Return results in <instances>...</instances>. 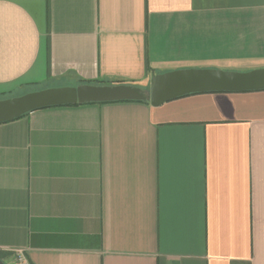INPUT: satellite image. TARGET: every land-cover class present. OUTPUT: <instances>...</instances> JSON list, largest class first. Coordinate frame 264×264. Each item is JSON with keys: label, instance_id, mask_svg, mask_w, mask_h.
Instances as JSON below:
<instances>
[{"label": "crops", "instance_id": "0c3cea01", "mask_svg": "<svg viewBox=\"0 0 264 264\" xmlns=\"http://www.w3.org/2000/svg\"><path fill=\"white\" fill-rule=\"evenodd\" d=\"M203 39L222 58L202 60ZM194 55L202 68L263 67L264 0H0V99L147 87ZM14 248L30 264H264V89L0 122L5 264Z\"/></svg>", "mask_w": 264, "mask_h": 264}, {"label": "water", "instance_id": "95a60500", "mask_svg": "<svg viewBox=\"0 0 264 264\" xmlns=\"http://www.w3.org/2000/svg\"><path fill=\"white\" fill-rule=\"evenodd\" d=\"M264 89V67L247 71L218 68L175 69L152 74L148 86L118 83L62 86L0 99V122L52 105L118 100L148 101L158 106L165 101L195 92ZM0 264H5L0 258Z\"/></svg>", "mask_w": 264, "mask_h": 264}, {"label": "rangeland", "instance_id": "374dc122", "mask_svg": "<svg viewBox=\"0 0 264 264\" xmlns=\"http://www.w3.org/2000/svg\"><path fill=\"white\" fill-rule=\"evenodd\" d=\"M210 35L211 34L209 32H204L202 35ZM200 44V40H197ZM201 44L199 46L202 47V51H197V55L200 53L202 56V60H207V59H211V58H214L217 56V58H222V51H223V46L221 47H216V48H212L211 47V44L209 43V40L207 39V42L203 40H201ZM221 45V44H220ZM211 52H214L215 56H211V58H207V54L208 53H211ZM197 55H194V58L195 60H193L192 62L193 63H189V64H192L190 65L189 67H183V68H178V69H187V68H202V67H197V66H203L205 63L197 60ZM250 60V65H244V64H238V65H230V66H233L232 68L233 69H223V68H219V67H203V68H218V69H223V70H233V71H247V70H251V69H255V68H260L262 66H259L260 64V61L263 60V59H256V60H252V59H249ZM215 64V63H213ZM244 65V66H243ZM207 66H217V65H207ZM264 67V66H263ZM19 94V92L17 93H13L12 97L13 96H17Z\"/></svg>", "mask_w": 264, "mask_h": 264}, {"label": "built area", "instance_id": "2783aa9c", "mask_svg": "<svg viewBox=\"0 0 264 264\" xmlns=\"http://www.w3.org/2000/svg\"><path fill=\"white\" fill-rule=\"evenodd\" d=\"M11 253L15 264H30L23 249L14 248L11 250Z\"/></svg>", "mask_w": 264, "mask_h": 264}, {"label": "trees", "instance_id": "16d2710c", "mask_svg": "<svg viewBox=\"0 0 264 264\" xmlns=\"http://www.w3.org/2000/svg\"><path fill=\"white\" fill-rule=\"evenodd\" d=\"M195 93H197V92H195ZM191 94V93H190ZM187 95V94H186ZM135 101H142V100H135ZM143 102H148V101H143Z\"/></svg>", "mask_w": 264, "mask_h": 264}]
</instances>
